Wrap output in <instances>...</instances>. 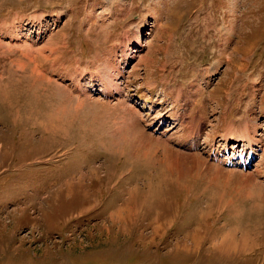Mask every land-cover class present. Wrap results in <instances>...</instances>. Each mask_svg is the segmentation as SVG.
Returning a JSON list of instances; mask_svg holds the SVG:
<instances>
[{
    "label": "rangeland",
    "instance_id": "1",
    "mask_svg": "<svg viewBox=\"0 0 264 264\" xmlns=\"http://www.w3.org/2000/svg\"><path fill=\"white\" fill-rule=\"evenodd\" d=\"M0 264H264V0H0Z\"/></svg>",
    "mask_w": 264,
    "mask_h": 264
},
{
    "label": "bare ground",
    "instance_id": "2",
    "mask_svg": "<svg viewBox=\"0 0 264 264\" xmlns=\"http://www.w3.org/2000/svg\"><path fill=\"white\" fill-rule=\"evenodd\" d=\"M99 90V89H98ZM105 90V89H104ZM195 94V93H194ZM232 125V124H231ZM246 125V124H245ZM242 126V124H241ZM240 126V127H241ZM247 126V125H246ZM230 127V126H229ZM245 127V126H244ZM228 128V126H227ZM232 129V128H231ZM242 131L240 132H237L239 130H237L236 132V140L235 141H239V142H242L243 146L245 148H247L248 150L250 149V151L252 150H256L253 148V145H255V139L253 138V136H251V134L249 133V131H247V128H241ZM228 130V129H227ZM231 135V134H230ZM226 137V136H225ZM244 148V149H245ZM253 153V152H251ZM242 155V153H240ZM251 160V159H250ZM237 163V162H236ZM228 241L223 245L225 246L227 249H229L228 251H231L233 249L236 250V248H238V246H241L242 249L245 248V244H246V241H245V238L244 237H241L240 239H233V238H228L227 239ZM245 242V243H244Z\"/></svg>",
    "mask_w": 264,
    "mask_h": 264
}]
</instances>
